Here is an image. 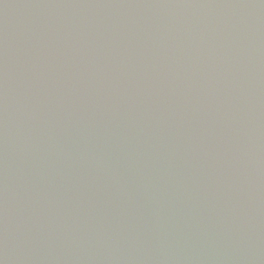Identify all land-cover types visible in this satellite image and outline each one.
<instances>
[{
    "label": "water",
    "instance_id": "water-1",
    "mask_svg": "<svg viewBox=\"0 0 264 264\" xmlns=\"http://www.w3.org/2000/svg\"><path fill=\"white\" fill-rule=\"evenodd\" d=\"M0 264H264V0H0Z\"/></svg>",
    "mask_w": 264,
    "mask_h": 264
}]
</instances>
